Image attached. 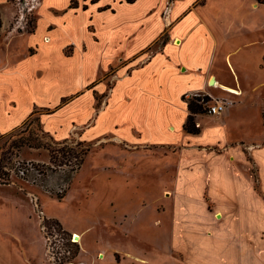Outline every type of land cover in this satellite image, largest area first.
Instances as JSON below:
<instances>
[{
	"label": "crops",
	"instance_id": "1",
	"mask_svg": "<svg viewBox=\"0 0 264 264\" xmlns=\"http://www.w3.org/2000/svg\"><path fill=\"white\" fill-rule=\"evenodd\" d=\"M63 1L62 7L49 9L43 0L35 12L33 30L25 32L17 25L26 8L21 13L17 6L23 9L27 2L28 7L30 0H0V133L21 126L37 107H56L86 88V94L71 103L90 96L89 116L78 125L77 121L68 122L64 135L47 125L46 131L64 141L73 126L81 129L92 124L96 102L88 90L92 81L83 87L70 86L67 78L80 73L75 69L61 76L65 77L62 85L55 82V32L67 25L69 17L87 13L86 29L94 44L105 40L140 42L129 63L120 68V80L146 76L141 85L137 81L129 98L142 116L146 113L148 128L140 131L155 128L162 139L153 144L173 150V154L199 152L208 163H214L208 169L209 182L195 190L203 207L202 221L188 219L194 227L185 229L180 243L174 247L168 241L162 244L163 252L178 254L176 261L171 257L167 264H264V19L257 22L255 18L264 3L254 2L249 14L237 7L211 4L212 0ZM42 7L43 14L52 10V15H62L64 20L58 26L56 20L41 23L37 11ZM96 17L104 35L100 39ZM72 43L61 48L67 61L75 58V48L73 54H65L68 46L75 47ZM86 51L83 49L84 54ZM200 94L213 102L230 100L234 104L224 114L213 116L219 126L210 132L199 119L209 114L196 116L200 133L192 135L184 130L189 116L185 97ZM117 127L113 140L126 144ZM144 136L131 128L129 143L147 146Z\"/></svg>",
	"mask_w": 264,
	"mask_h": 264
},
{
	"label": "rangeland",
	"instance_id": "2",
	"mask_svg": "<svg viewBox=\"0 0 264 264\" xmlns=\"http://www.w3.org/2000/svg\"><path fill=\"white\" fill-rule=\"evenodd\" d=\"M42 1L30 0L28 7L25 2L23 9L18 4L21 13L25 8L26 12L17 27L25 32L33 30L37 20L35 12ZM254 2L259 3L257 0H212L211 4L237 7L250 14ZM63 3V0H46L45 8L55 9ZM261 6L255 15L257 22L264 19V4ZM42 10L43 7L37 11L41 23L56 20L54 24L58 26L65 18L62 15L56 18L52 10L43 14ZM89 19L87 13L69 17L65 27L57 28L54 36L58 77L55 82L62 85L65 77L61 76L75 69L80 73L67 78L70 86L83 87L92 81L88 89L96 99L92 124L81 129L73 126L64 141L46 131L47 125L64 135L68 122L77 121L78 125L82 118L89 116L92 111L90 96L71 103L86 94L87 88L64 98L56 107L35 109L43 129L54 142L69 143L52 146L54 149L65 146L70 153L78 154L89 147L88 155L81 169L72 173L70 167L77 163L72 157L63 170L51 171L48 150L23 149L19 160L25 173H14L10 185L0 186V264H167L171 257L176 261L178 254L163 252L162 244L168 241L174 247L180 243L185 229L194 227L193 223H187L188 219L202 221L203 207L195 190L209 182L208 169L214 163H208L199 152L173 154V150L152 143L162 136L155 128L147 130L146 113L142 116L129 99L137 81L141 85L146 76L141 74L138 79L120 80V68L129 63L127 60L140 47V42L105 40L94 44L86 29ZM95 19L100 39L104 37L103 30L99 28L100 19ZM70 41L75 47L68 46L65 54H73L74 48L76 54L74 60L67 61L62 57L61 48ZM85 48L86 54L83 53ZM159 48L160 43L153 51ZM185 101L203 106V115L215 104L212 99L205 101L202 94L185 97ZM144 108L146 110V106ZM215 118L206 115L199 119L210 132L219 126ZM115 126L120 130L118 134L128 141L126 144L113 140ZM145 126L146 130L140 131ZM196 126L199 127L197 123ZM131 128L145 134L147 146L138 144L135 147L129 143ZM215 131L218 133L220 129ZM262 131L264 133V105ZM40 136L44 144H53L47 135ZM78 142L85 144L79 147ZM75 236H80L78 242Z\"/></svg>",
	"mask_w": 264,
	"mask_h": 264
},
{
	"label": "trees",
	"instance_id": "3",
	"mask_svg": "<svg viewBox=\"0 0 264 264\" xmlns=\"http://www.w3.org/2000/svg\"><path fill=\"white\" fill-rule=\"evenodd\" d=\"M96 2L97 0H92ZM128 3H134L136 0H126ZM260 4L264 1L257 0ZM72 7H76V3H72ZM1 28V23H0ZM205 101H211V98L204 96ZM189 116L188 120L184 126V130L188 134L197 135L200 133V128L196 126L195 118L198 115H203V106L196 104L194 102L187 101ZM208 114V113H207ZM35 126V127H34ZM34 128V129H33ZM40 135H47V137L53 141V144H44L42 137ZM85 142H78L77 146L83 147ZM69 145L67 141L61 143L54 142L53 138L49 136L43 129L41 119L38 117L37 111H34L23 126L19 129H15L10 133H0V186L10 185L12 183L13 174L17 172L25 173L22 167V163L19 160L20 154L24 148H29L32 150L46 149L50 152L51 163L49 170L54 171L56 169H62L69 166V157L76 159L75 167H70V171L76 172L81 169L84 164V158L88 155L89 147L85 150L76 154L70 153L65 149V146L60 149H54V147ZM61 158L58 159V155ZM54 165H57L54 166ZM63 170V169H62Z\"/></svg>",
	"mask_w": 264,
	"mask_h": 264
},
{
	"label": "built area",
	"instance_id": "4",
	"mask_svg": "<svg viewBox=\"0 0 264 264\" xmlns=\"http://www.w3.org/2000/svg\"><path fill=\"white\" fill-rule=\"evenodd\" d=\"M234 103L230 100H216L215 104L209 107L208 114L220 116L226 112Z\"/></svg>",
	"mask_w": 264,
	"mask_h": 264
},
{
	"label": "bare ground",
	"instance_id": "5",
	"mask_svg": "<svg viewBox=\"0 0 264 264\" xmlns=\"http://www.w3.org/2000/svg\"><path fill=\"white\" fill-rule=\"evenodd\" d=\"M171 131H174V129H172ZM80 240V236H75V241L78 242Z\"/></svg>",
	"mask_w": 264,
	"mask_h": 264
}]
</instances>
